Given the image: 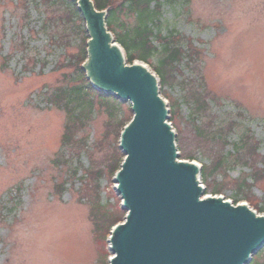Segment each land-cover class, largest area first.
I'll use <instances>...</instances> for the list:
<instances>
[{"label": "rangeland", "instance_id": "rangeland-1", "mask_svg": "<svg viewBox=\"0 0 264 264\" xmlns=\"http://www.w3.org/2000/svg\"><path fill=\"white\" fill-rule=\"evenodd\" d=\"M46 4L0 0V264H109L111 226L127 215L111 168L134 118L132 104L124 102L111 118L97 103L62 146L78 111L68 113L52 97L79 84V53L89 34L86 21L64 5ZM159 20L156 31L174 35L185 54L175 79L160 87L176 161L200 164L208 193L202 200L222 198L264 216V0L164 1ZM193 100L202 104L199 113ZM245 137L257 146L242 160L247 165L234 153ZM221 157L234 167L207 179V189L202 168L210 173ZM256 257L264 262V249Z\"/></svg>", "mask_w": 264, "mask_h": 264}, {"label": "water", "instance_id": "water-1", "mask_svg": "<svg viewBox=\"0 0 264 264\" xmlns=\"http://www.w3.org/2000/svg\"><path fill=\"white\" fill-rule=\"evenodd\" d=\"M87 23L92 87L130 102L134 118L122 133L125 154L116 174L127 211L109 239V264H250L264 249V216L247 205L204 198L201 168L178 163L160 82L145 64L129 66L108 31L107 12L91 0H72Z\"/></svg>", "mask_w": 264, "mask_h": 264}, {"label": "trees", "instance_id": "trees-1", "mask_svg": "<svg viewBox=\"0 0 264 264\" xmlns=\"http://www.w3.org/2000/svg\"><path fill=\"white\" fill-rule=\"evenodd\" d=\"M46 4V8H52L55 5H64L68 10H70L72 17L83 22L81 13L78 10L77 3L72 0H43ZM164 1L170 0H92L97 11L107 12V28L108 31L113 35L115 41L123 48L125 52L126 62L129 65H133L135 62H142L147 64L153 72L157 75L160 80L161 90L165 88L167 84L170 83L172 79H175L173 75L177 65L181 63L184 58V53H182L183 45L181 42L175 41L174 35L163 37L159 31H156L157 24L161 14V8ZM55 21V20H54ZM158 32V33H156ZM86 33V31H83ZM89 38L84 39L83 46L79 53V63L77 65L76 77L80 80L79 84L70 89L64 88L59 92L62 96L56 94L52 98H55L56 105L61 106L63 103L65 109L68 113H75L78 111V115H71L68 120V124L65 127V133L62 139V146L64 148L68 147L71 142L72 126L82 124L83 121H89V119L94 114L95 106L98 103L102 107L107 109L109 116L112 118L114 114L117 113L118 108L124 102H119L111 95H106L105 93L95 90L90 81L87 79V74L83 69V64L88 58L87 54V42ZM159 44V45H158ZM156 60V61H155ZM67 96V98H66ZM62 98H66L65 101L60 102ZM167 98V96H165ZM193 98V97H192ZM68 100V102H67ZM60 103V104H59ZM69 104H74L73 108H69ZM193 106L199 104V101L193 100ZM175 108V107H174ZM199 108L196 107L195 112L199 113ZM174 109L170 111L171 119H173L172 114ZM193 119H197V116H193ZM173 120H170L172 122ZM197 122V121H196ZM127 124L122 125L123 129ZM197 129L201 130L197 125ZM249 138L245 137L239 139V144L234 146V153L236 160L242 161L243 159L248 162L251 159L250 151L251 149L257 148V146L249 145ZM117 150V155L120 156L118 165L112 167L113 174L115 175L119 170L120 166L124 161V156L119 150ZM228 156V155H226ZM189 160L194 161V157H188ZM247 165V163H244ZM234 167L227 157H221L220 161H216L215 165L211 169L210 173H206L205 167L202 168V179L207 186L210 188V184L207 179L211 176L217 175L220 170L224 169L227 172L228 169ZM209 170V168H207ZM239 187V192L246 187L241 183ZM211 189V188H210ZM222 188L216 186L214 188V194H220ZM208 193H205L207 195ZM239 193L238 195H241ZM239 197H236L233 201L234 205L238 204ZM256 211L258 209L254 207ZM259 212H264V209H259ZM120 223L116 221L111 228H114ZM258 256V255H257ZM251 264H264V262H258V257L253 258Z\"/></svg>", "mask_w": 264, "mask_h": 264}, {"label": "bare ground", "instance_id": "bare-ground-1", "mask_svg": "<svg viewBox=\"0 0 264 264\" xmlns=\"http://www.w3.org/2000/svg\"><path fill=\"white\" fill-rule=\"evenodd\" d=\"M164 100V99H163ZM168 106V105H167ZM194 165L200 167V164H198L197 162L193 163ZM200 186L203 187L204 185L202 183H200ZM204 188V187H203ZM205 189V188H204Z\"/></svg>", "mask_w": 264, "mask_h": 264}]
</instances>
